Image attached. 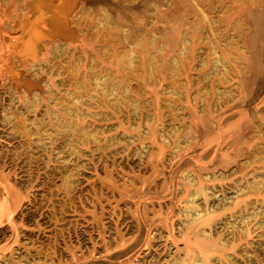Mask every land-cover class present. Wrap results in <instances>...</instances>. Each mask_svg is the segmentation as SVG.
<instances>
[{
    "label": "rangeland",
    "instance_id": "1",
    "mask_svg": "<svg viewBox=\"0 0 264 264\" xmlns=\"http://www.w3.org/2000/svg\"><path fill=\"white\" fill-rule=\"evenodd\" d=\"M100 1L106 6L84 3L72 19L98 42L89 65L68 48L44 58L42 13L5 58L0 177L23 203L0 230V262L10 253V264H189L199 254L200 264H264V0ZM6 7L0 0V12ZM6 26L16 30L12 20ZM39 56L49 65L33 66ZM14 71L37 81L30 102L34 90L41 99L27 115L4 116V106L27 108ZM217 85L234 98L219 97ZM234 121L247 144L217 167L196 163L213 154L202 148L201 125ZM201 170L218 171L205 178ZM207 185L198 202L209 214L181 226L179 208ZM238 190L245 198L233 197Z\"/></svg>",
    "mask_w": 264,
    "mask_h": 264
},
{
    "label": "crops",
    "instance_id": "2",
    "mask_svg": "<svg viewBox=\"0 0 264 264\" xmlns=\"http://www.w3.org/2000/svg\"><path fill=\"white\" fill-rule=\"evenodd\" d=\"M55 1L57 2L58 0ZM70 1L71 3H73L72 0ZM32 2L33 0H30V2L26 3V15L28 16V21L25 27L33 24V18L35 15H32L31 13ZM84 3H86L90 7H97L100 5L106 6L105 3L100 0H75V2L73 3L75 5L74 11L69 20L70 29L63 30V36L61 34L57 37H50L49 34L54 30V28H57L59 24H49L45 18L42 20L40 29L46 35V38L42 42V44L46 45L44 58H50L52 56V50L56 45L55 42L56 40H60L62 42H67L69 44V49L72 48V51L76 56L81 53L83 56L82 60L85 59V65L90 64L91 56L95 55L96 50L99 48L98 42L90 38V28L86 27L85 24H79L76 23V20H72L73 18H75V13L77 12V10H79L81 5H83ZM10 8L6 7L2 10V12H0V76H4V66L7 63V60L5 58H7L8 55H12L16 47L23 46L26 37L25 28H17L14 32L8 30L6 26L7 22L11 20L12 13L16 12L17 5L15 4L14 6L12 4V7ZM47 14H49V12ZM19 21V18L16 19L15 25H18ZM59 29L62 30L60 26ZM44 82L45 81H43V83ZM34 88H37V83L35 84ZM237 117L238 115L236 116V118ZM235 127V121L224 123L221 127L202 124L200 127L201 129L199 130V137L203 141L201 143L202 148L206 150V152L210 151L213 154L211 155L212 158H208L206 157L205 152H203V157L196 159L195 162H205V160L211 159L209 163L213 164L214 167H217L219 166L218 164L221 163L224 154H230L240 151L241 148L247 144L245 136L246 130L241 131L236 129ZM197 153V150H193L192 152H190V155L195 156ZM185 164L186 163L184 162V166ZM22 203L23 196L21 192L9 182L7 177H0V230L4 229L6 226L14 225V218L22 207ZM6 245L7 244L0 245V251L4 249Z\"/></svg>",
    "mask_w": 264,
    "mask_h": 264
},
{
    "label": "bare ground",
    "instance_id": "3",
    "mask_svg": "<svg viewBox=\"0 0 264 264\" xmlns=\"http://www.w3.org/2000/svg\"><path fill=\"white\" fill-rule=\"evenodd\" d=\"M73 3L75 2V0H72ZM242 1V0H241ZM3 2L6 4L7 7H12V3H11V0H3ZM21 2H23L22 4H19L17 5V9H16V13L13 12L12 13V16H11V20L15 23L16 22V19L17 18H20V21L18 23V25H16V29L19 28V29H23L25 28L26 26V23L28 21V16L26 14H23L25 11L27 12V7L25 5V0H22ZM71 3L70 0H58L57 2L55 0H33L32 2V8H31V13L32 15H38L39 13H42L45 17L44 18H48L47 19V22L49 24H59V26L62 28L59 29V26L57 28H54V30L52 32H54V35L52 37H57L58 35H61L63 32V30H66V29H70L69 27V20H70V16H72V13L74 11V7L75 5ZM2 6V5H1ZM15 6V5H14ZM82 6V5H81ZM105 7V6H103ZM11 9V8H10ZM85 11V10H84ZM107 11V9H106ZM20 12H23V13H20ZM49 12V14H47ZM23 14V15H21ZM75 17H77V22H78V19L81 18L84 14L83 10L79 9L77 10V12L75 13ZM110 16V15H109ZM90 17V16H89ZM93 18V17H92ZM91 19V18H90ZM95 19V18H94ZM36 20V19H35ZM92 20V19H91ZM241 20L239 19V22ZM76 22V23H77ZM8 23V22H7ZM75 23V24H76ZM16 24V23H15ZM10 26V24H8ZM238 25V23H237ZM11 28V26H10ZM15 28V27H12V29ZM73 32V31H71ZM70 35V34H69ZM67 35V36H69ZM76 35V34H75ZM63 36V34H62ZM71 37V36H70ZM69 37V38H70ZM242 40V39H241ZM240 42H243V40ZM55 47L53 48L52 50V53L57 49L59 48L60 50H63V49H66L68 48L69 50V53H72V48L69 49V44L67 42H62L60 40H56L55 42ZM243 45V44H242ZM45 45L44 44H40L39 47H38V51L43 54V49H45L44 47ZM242 50L245 51V53L247 54L248 53V50L246 49L245 45L242 46ZM58 52V51H57ZM66 52V51H65ZM229 52L231 53V50H229ZM55 54V53H54ZM245 54V55H246ZM187 55V54H186ZM94 57V55H93ZM187 57V56H186ZM52 58V57H51ZM95 60V59H94ZM175 60V59H174ZM48 64V61L46 62L41 56L38 57V60L37 61H34V64L33 66H40L41 65H46ZM49 65V64H48ZM30 69V68H29ZM33 70V69H32ZM237 72L239 73V71L237 70ZM37 76H39V73H36ZM17 76V78L19 79V81H22L23 82V85L21 83L20 87L22 88V93H21V96H20V101H22L23 105H26V111H23L19 105L17 107V110L16 111H7L6 108H1V114L6 116L7 114H10V115H13L15 116L16 114H22V115H27L25 114L26 112H30V111H33V107L37 104L38 101H40L41 99V96H40V92L38 90H34L33 92V95L32 97H34V100H31L32 102H30L29 100V91L31 90L32 91V88H34L35 84L37 83H34L33 81H29L25 78L22 77V73L21 72H12L9 76L10 78L12 79L13 76ZM9 76L8 78H6L4 84L5 86L7 87H10L11 85V80L9 79ZM15 78V77H14ZM160 78V77H159ZM19 84V83H18ZM17 85V84H16ZM44 85L48 88V92H53L55 91L54 90V87L53 85L48 82V81H45L44 82ZM14 86V85H13ZM15 87V86H14ZM19 87V86H18ZM8 91V89H7ZM47 91V90H46ZM15 92H17L15 89H12V93L14 94ZM217 92L219 93V97H221L222 94H230L231 95V98L233 99L234 98V93L232 91L231 88L228 87L227 88H224L220 85H217ZM10 93V92H9ZM12 94V95H13ZM11 96V95H10ZM56 98V97H55ZM17 99V98H16ZM49 99V98H48ZM12 100V99H11ZM9 102H11L9 100ZM51 102V101H50ZM135 102V101H134ZM12 103V102H11ZM21 105V104H20ZM9 106V105H7ZM137 106V105H136ZM1 107V106H0ZM8 108V107H7ZM9 109V108H8ZM17 112V113H16ZM52 112L54 114H56L59 118L62 119V117L60 115L57 114V112L55 110H52ZM33 113V112H32ZM1 119V118H0ZM25 119H29L28 117L25 118ZM37 121V120H36ZM26 124V123H25ZM258 130L261 132L264 130V128L262 127V124L260 121H258ZM46 126V125H45ZM59 129H66V128H72L71 127V124L70 123H66V122H62L61 124H58L57 125ZM44 128V127H42ZM81 128V127H80ZM32 129V128H31ZM29 131V130H28ZM74 133V132H73ZM75 139V138H74ZM264 145V144H263ZM261 146V144H260ZM259 146V147H260ZM258 148V147H257ZM72 149H74L73 145H72ZM260 149V148H259ZM263 150V149H262ZM77 151V150H76ZM252 151V150H250ZM249 151V152H250ZM255 151V150H254ZM248 152V151H247ZM248 152V154H249ZM256 152V151H255ZM78 153V152H77ZM76 153V154H77ZM77 158V157H76ZM79 159V158H78ZM249 160V159H248ZM75 161V160H74ZM78 161V160H77ZM83 161V160H82ZM246 158L245 159H242L240 162L241 164L243 162H246ZM75 167V166H74ZM77 168V167H76ZM259 168V167H258ZM223 170V173H226L227 171L229 170H226L224 168H222ZM190 171V170H188ZM202 172V175L205 177V178H214L216 177V171H211V170H201ZM70 173V171H69ZM257 174V173H256ZM259 179V178H258ZM241 182V181H240ZM254 182V181H252ZM194 183H198V178L197 176H194ZM245 183V182H244ZM71 184V183H70ZM260 184V183H259ZM256 186V185H254ZM210 186H205V187H201V188H193L192 190V193H191V198L189 200H187L185 202V204H183L180 208H179V213L183 216V218L181 219V226H186V225H189L191 223H196L197 221L200 222L201 220L204 221L203 219H205V217L207 216V214H209L210 210H205L201 207V203L198 202V200L202 197V191L205 192L207 195L210 194L209 190H210ZM254 189V188H253ZM256 189V188H255ZM254 189V190H255ZM244 191V189H243ZM218 196V194H217ZM256 196V195H255ZM234 198L236 197H244L245 198V195L243 194V192H240L238 190L237 192V195L235 194V196H233ZM232 198V202L231 203H234L233 202V199ZM224 200H226L227 198H222ZM264 198H261L260 201L261 202H264L263 201ZM256 201L255 198H252L246 205L243 206V208L241 209H244L246 206L248 205H252L254 202ZM260 202V203H261ZM205 208V207H204ZM239 209L238 211H235V213H238L240 212ZM259 211V210H258ZM261 211V210H260ZM244 212V211H243ZM245 213V212H244ZM247 214V213H246ZM186 215H189L188 218H184V216ZM248 215V214H247ZM264 217V215H263ZM207 220V219H206ZM207 229L206 228H202V232H206ZM3 256V260H1L0 264H10V258H11V255L10 253H5ZM36 258V257H35ZM33 257V259H29L27 263L25 264H43V262H41L40 260L38 259H35ZM22 260V259H21ZM110 260V259H109ZM107 261V260H106ZM177 264H181L183 263V260L179 259V262L176 261ZM201 263V256L199 254H195L194 255V260L189 262V264H200Z\"/></svg>",
    "mask_w": 264,
    "mask_h": 264
}]
</instances>
